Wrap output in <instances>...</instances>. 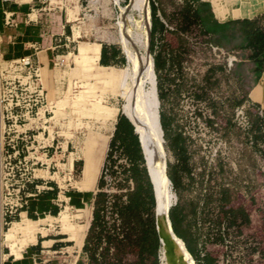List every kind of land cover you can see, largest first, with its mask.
I'll return each mask as SVG.
<instances>
[{
    "label": "crops",
    "instance_id": "1",
    "mask_svg": "<svg viewBox=\"0 0 264 264\" xmlns=\"http://www.w3.org/2000/svg\"><path fill=\"white\" fill-rule=\"evenodd\" d=\"M191 2L190 12L208 41L215 40L214 43L224 47L225 43H230L225 51L241 56L236 66L242 63L251 66V80L241 101L255 105V114L256 107L264 112V58L256 69L258 61L248 58L250 50L238 51V39L242 37L238 21L263 16L264 0ZM106 13L104 0H0V68L13 59L32 57L41 67L49 100L41 120L35 121L40 131L38 139L48 151L44 158L47 166L37 171V179L23 201L0 199V264H96L86 251L92 228L95 233L101 226L110 230L116 227L120 231V216L113 222L102 210L96 221V198L100 191L104 192L103 172L116 147L121 148L129 160L131 148L138 144L143 154L140 130L118 102H110L104 108L98 106L90 116L75 117L59 110L61 97L76 83V75L86 74V63L101 69L96 74L99 78L111 81L107 78L110 71L106 69L127 60L124 48L112 39L105 22ZM262 24L264 26V21ZM166 31L165 23L153 22L152 32H158L161 39ZM174 52L175 49L163 48L155 54L159 97L167 106L172 103L173 85L177 82L174 77L170 78V73L175 76L174 57H171ZM178 67L181 69V65ZM162 117L174 157L168 165L171 170L178 163L171 145L179 132L173 125L171 113H162ZM261 118L264 121V117ZM262 135L264 142V122ZM186 154L189 164L187 169H180L181 193L188 185L185 177L191 181L194 178L189 145ZM143 166L138 159L137 164L131 161L130 167L124 169L125 183L119 185L123 191L117 193L122 194L123 200L127 199L126 191L134 186V168L141 170ZM148 176L150 178L149 172ZM105 245L103 237L97 256L100 257ZM194 249L198 257H193L195 264H222L203 263L207 251L203 253L197 245ZM188 254L194 264L189 251ZM108 264L162 263L160 255L142 261L129 253L122 260Z\"/></svg>",
    "mask_w": 264,
    "mask_h": 264
},
{
    "label": "rangeland",
    "instance_id": "2",
    "mask_svg": "<svg viewBox=\"0 0 264 264\" xmlns=\"http://www.w3.org/2000/svg\"><path fill=\"white\" fill-rule=\"evenodd\" d=\"M104 1L107 11L105 22L112 39L124 48L118 24L122 8H128V26L133 36L136 31L140 32L138 14L131 9L132 0ZM149 2L151 36L148 50L153 59L158 100L157 116L150 120L152 126L154 123L156 125L165 151L166 171L174 157L160 123L162 113H171L174 127L187 137L192 153L191 175L195 180L185 177L188 185L182 190L181 207L188 214L185 227L188 229L191 245H197L203 253L210 252L222 264H264V142L262 139H255L256 135L262 133V130L254 127L255 117L249 113L255 105L240 103L253 70L245 63L238 66L234 64L231 68L228 66L222 51L230 43H225L224 47L208 41L190 12L191 0ZM154 21L158 25L165 23L167 31L163 39L158 32H152ZM239 31L242 37L238 39V43L245 46L238 49L239 53L250 50L248 58H254L251 48L246 47L241 27ZM163 48L175 49L171 53V57H174L175 76L170 73V78L174 77L177 82L173 85L172 103L168 106L159 97V76L155 67V54ZM127 66L128 61L125 60L123 64L107 68L110 71L107 78L111 81H105L96 75L101 69L86 63V74L76 75V83L61 97L59 110L81 117L93 115L98 106L104 108L110 102H118L122 107L125 103L122 85ZM259 67L260 63H257L256 69ZM242 106L248 121L236 116L237 108ZM256 108L257 115L262 117L261 109ZM140 142L146 155L141 134ZM171 186L175 196L172 206H175L178 195L172 182ZM224 197L228 199V206L244 210L250 221L241 227L230 224L232 217L228 212L225 213ZM197 202L198 213L194 215L192 210ZM183 245L186 260L191 264L187 248L184 243ZM193 260L195 264L196 260ZM209 260L212 261V258Z\"/></svg>",
    "mask_w": 264,
    "mask_h": 264
},
{
    "label": "trees",
    "instance_id": "3",
    "mask_svg": "<svg viewBox=\"0 0 264 264\" xmlns=\"http://www.w3.org/2000/svg\"><path fill=\"white\" fill-rule=\"evenodd\" d=\"M264 15L255 19H244L238 21L241 31L245 35L246 47L251 48L253 57L256 58L258 63H262L264 58ZM211 42H216L211 40ZM255 45V48L253 47ZM245 47L241 45L239 48ZM242 103V101H240ZM249 113L254 115L253 125L256 130H262L263 119L259 115H255L254 109ZM164 136L168 139L169 134L167 131L164 118L161 119ZM255 139H262V133L255 136ZM138 144L136 147L131 148L129 158L137 164V160L144 164L143 168L139 170L134 168L132 172V179L134 182L133 188H129L125 195L126 201L122 199V194L116 195L115 208L121 218L120 231L116 227L105 229L101 226L98 232L94 229L90 231L86 243V251L89 253L90 259L96 264L115 263V261L122 260L129 253L135 255L137 259L144 260L145 258L159 257L161 249V241L156 228L155 207L156 199L153 189V184L148 176L147 168L145 166V159L143 154H140L141 148ZM172 149L178 158V163L168 169L167 175L171 179L174 188L179 196V200L175 206L170 209V219L172 227L176 235L180 237L187 247L191 255L197 259V254L194 247L191 245V240L188 237V229L185 227V220L188 214L185 213L184 208L181 207L182 193H181V173L180 169H187L189 164V156L186 151L188 147L187 137L183 136L180 132L172 142ZM180 165V166H179ZM181 167V168H179ZM193 178V177H192ZM195 180V178H193ZM225 198L226 207L225 213H229L232 217L230 224L242 226L250 221L249 215L244 211L236 209L229 205L228 199ZM107 200V194L100 191L96 198L95 219H99L101 211L104 209ZM199 203L193 206V213H198ZM240 213V216H239ZM239 219V221H237ZM103 237L106 238V245L100 252V257L96 255V251L100 246ZM212 258V261L209 259ZM203 263H220L216 257L210 252H206L202 258Z\"/></svg>",
    "mask_w": 264,
    "mask_h": 264
},
{
    "label": "built area",
    "instance_id": "4",
    "mask_svg": "<svg viewBox=\"0 0 264 264\" xmlns=\"http://www.w3.org/2000/svg\"><path fill=\"white\" fill-rule=\"evenodd\" d=\"M222 51V50H221ZM231 68L241 60L237 53L222 51ZM46 89L41 67L32 57L24 56L9 61L0 68V199L23 201L28 189L37 179V171L47 166L44 158L46 147L38 139L40 131L35 121H40L48 106ZM260 115L264 117L263 110ZM236 116L247 120L244 107L237 108ZM131 161L116 147L111 160L105 167L104 192L107 200L103 209L107 219L119 220L115 208L116 194L125 183L124 169Z\"/></svg>",
    "mask_w": 264,
    "mask_h": 264
},
{
    "label": "bare ground",
    "instance_id": "5",
    "mask_svg": "<svg viewBox=\"0 0 264 264\" xmlns=\"http://www.w3.org/2000/svg\"><path fill=\"white\" fill-rule=\"evenodd\" d=\"M131 9L138 14L140 32L137 29L135 36L131 34L128 26L130 15L127 8L123 9L119 21L121 42L128 61L122 85L125 92L123 111L140 130L146 149V163L157 196V225L161 237L160 262L188 264L184 245L175 234L170 221L169 211L174 204L175 196L166 173L165 151L157 134L156 125L154 123L152 126L150 120L157 116L158 100L154 64L148 50L151 36L149 0H132Z\"/></svg>",
    "mask_w": 264,
    "mask_h": 264
},
{
    "label": "water",
    "instance_id": "6",
    "mask_svg": "<svg viewBox=\"0 0 264 264\" xmlns=\"http://www.w3.org/2000/svg\"><path fill=\"white\" fill-rule=\"evenodd\" d=\"M163 134H164V131H163ZM164 139V138H163ZM139 141H140V139H139ZM141 143V142H140ZM141 147H142V145H141ZM143 150V149H142ZM143 154H144V152H143ZM144 158H145V163H146V157H145V155H144ZM146 167H147V169H148V166L146 165ZM148 172H149V175H150V171H149V169H148ZM167 172V171H166ZM150 178H151V175H150ZM171 181V180H170ZM151 182H152V184H153V189H154V194H155V199H156V205H157V197H156V191H155V187H154V183H153V181H152V178H151ZM169 215H170V213H169ZM155 216H156V228H157V231H158V234H159V238H160V241H161V237H160V233H159V229H158V225H157V210H156V207H155ZM170 221H171V219H170ZM171 224H172V222H171ZM173 228V227H172ZM186 245V244H185ZM187 248V247H186ZM190 253V252H189ZM193 257V256H192Z\"/></svg>",
    "mask_w": 264,
    "mask_h": 264
}]
</instances>
